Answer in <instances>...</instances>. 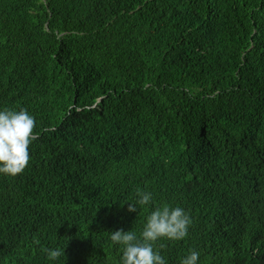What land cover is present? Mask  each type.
I'll return each instance as SVG.
<instances>
[{
    "label": "trees",
    "instance_id": "obj_1",
    "mask_svg": "<svg viewBox=\"0 0 264 264\" xmlns=\"http://www.w3.org/2000/svg\"><path fill=\"white\" fill-rule=\"evenodd\" d=\"M5 109L36 128L0 264H121L111 233L164 205L191 218L166 264H264V0H0Z\"/></svg>",
    "mask_w": 264,
    "mask_h": 264
},
{
    "label": "clouds",
    "instance_id": "obj_2",
    "mask_svg": "<svg viewBox=\"0 0 264 264\" xmlns=\"http://www.w3.org/2000/svg\"><path fill=\"white\" fill-rule=\"evenodd\" d=\"M35 128V118L26 109L0 110V174L15 177L23 173L31 160L29 147L35 139ZM137 196L139 205H148L151 201L149 192L138 190ZM128 211L136 212V205L129 203ZM190 224L191 218L183 208L164 205L151 211L139 235L120 229L111 233L110 240L123 246L121 264H166L154 245L161 239H184ZM44 251L53 261L65 255V250L59 248ZM198 258L199 253L192 250L180 264H197Z\"/></svg>",
    "mask_w": 264,
    "mask_h": 264
}]
</instances>
